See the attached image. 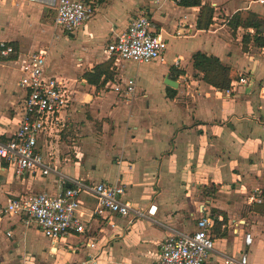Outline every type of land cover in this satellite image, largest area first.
Masks as SVG:
<instances>
[{"label": "crops", "instance_id": "obj_1", "mask_svg": "<svg viewBox=\"0 0 264 264\" xmlns=\"http://www.w3.org/2000/svg\"><path fill=\"white\" fill-rule=\"evenodd\" d=\"M16 1L1 3L9 5L10 10L18 6L15 11L20 17L34 19L33 24L46 33L48 19L43 13L47 6L32 3L28 11ZM90 1L95 9L89 18L73 33L60 30L65 43L70 39L76 42L78 52L73 51V56L78 53V57L71 60L74 72L65 74L57 69L58 74H51L47 56L57 54L49 42L45 49L43 40L32 34L25 36L22 29L11 26L8 18L0 25L4 31L0 41L15 43L20 58L33 51H46V73L62 79L71 95L69 108L60 112L63 121L71 120L76 111L81 120L90 112L102 123L95 135L86 134L89 120L81 126L84 131L79 132L77 153L96 157L94 164L82 169L88 177L83 180L121 182L126 187L125 201L141 209L154 205L156 210L131 223L112 215L102 219L93 214L95 197L82 193L78 214L85 232L66 235L56 244L49 241V251L64 254V264H155L166 236L174 231L196 230L202 216H211V211L218 209L226 221L220 232L213 231L215 226L212 229L214 249L205 264H222L224 257H238L242 252L247 253L248 264H264V48L250 42L244 50L241 40L247 30L240 26L231 29L227 23V18L240 10L264 16L253 10L255 3H261L203 0L214 12L212 23L201 29L197 26L201 6H180L177 0ZM141 13L152 19L154 30L167 40L165 58L149 62L158 64L160 72L147 75L150 83L145 85L139 84V71L129 74L135 62L115 61L105 53L106 45ZM219 13L224 18L217 21ZM197 51L217 56L230 66L237 73L231 81L236 84L230 82L229 90H219L204 82L202 73L192 66L191 57ZM101 63L109 64L113 80L96 88L82 75ZM10 71L18 72L17 64L0 60V139L8 138L17 128L24 94L18 79L15 86L8 80ZM166 76L177 86L165 84ZM240 77L245 83H238ZM128 79L134 80L132 93L123 89ZM57 130L46 131L38 141L46 162L63 176L82 179L77 174L69 175L70 169L62 171L69 155L54 156L51 138L56 137L53 133ZM81 140H88V144L81 146ZM1 180V205L12 195L54 194L62 188L54 172L34 170L17 176L7 167ZM20 223L24 224L18 216L0 214V264L34 263L32 251L17 240L10 243ZM245 233L253 237L249 245H245ZM92 240H97L95 247L87 245ZM60 243L64 244L61 249Z\"/></svg>", "mask_w": 264, "mask_h": 264}, {"label": "built area", "instance_id": "obj_2", "mask_svg": "<svg viewBox=\"0 0 264 264\" xmlns=\"http://www.w3.org/2000/svg\"><path fill=\"white\" fill-rule=\"evenodd\" d=\"M39 2L55 9V25L65 33H73L84 20L94 12L95 6L87 0H25ZM264 4V0H257ZM13 47L7 41H0V57L8 56ZM107 58L130 60L135 63H149L163 60L167 54V40L154 30L152 19L145 13L134 16L126 29L105 47ZM17 64L18 85L24 94L20 107L17 128L6 139H0V190L2 172L11 167L15 175L26 171H40L42 174H58L62 188L54 193L27 192L12 195L0 204V214L18 216L26 226L34 224L52 244L70 234H83L85 226L78 214L79 198L82 193L95 197L93 214L102 219L111 215L126 218L128 223L154 214L156 207L147 209L133 206L123 199L126 187L121 182H88L79 178L61 175L54 166L46 162L38 146L43 133L57 127L64 118L60 112L67 111L71 102L70 91L64 81L46 73V51H33L23 58L12 60ZM178 60H175L177 63ZM238 83H245L240 77ZM236 82H231L234 86ZM134 80L128 79L123 89L132 93ZM120 87H115L119 90ZM229 90V89H228ZM69 184L68 186H65ZM113 227L114 224L110 223ZM213 217L202 216L197 229L190 232H172L160 245L155 264H205L214 249L212 229ZM9 234V232L7 233ZM251 233H245V245L252 242ZM97 240L87 243L95 247ZM222 264H248L246 252L238 257H224Z\"/></svg>", "mask_w": 264, "mask_h": 264}, {"label": "rangeland", "instance_id": "obj_3", "mask_svg": "<svg viewBox=\"0 0 264 264\" xmlns=\"http://www.w3.org/2000/svg\"><path fill=\"white\" fill-rule=\"evenodd\" d=\"M3 0H0V25L4 22L6 18L10 19L11 26L12 27H18L19 29H22V32L25 34V36H29L30 34L34 35L35 37L39 38L40 40H43L42 42L45 44V49L48 48V42L50 44V48H53L54 53L57 54L55 56L54 54H48V67L50 68L51 74H58L57 69H59L61 72H64L65 74H68V72H74L76 69L73 65L72 59H76L77 56H73V51L76 53L77 51V45L76 42L71 43V39L69 43L64 42L65 34L61 32L62 30L54 26L51 21L53 18H55V9L54 7L47 6V11L43 14L47 17V23L48 25L45 26L46 33L41 32V28L37 24H33L35 21L34 19H27L25 15L20 17V15L16 12L17 7L15 6L14 10H10L11 7L9 5L2 4ZM17 3H20L23 5V8L25 10L30 11L31 4L27 3L25 0H17ZM38 3V2H33ZM40 4V3H39ZM37 5V4H34ZM38 6V5H37ZM16 10V11H15ZM253 10L263 13L264 14V4H254ZM31 13V12H29ZM10 16V18H9ZM42 18V17H41ZM221 18H224L222 14L217 15V21ZM54 21V20H53ZM36 23V22H35ZM61 30V31H60ZM6 31V29H5ZM3 30L0 28V37L3 36ZM77 41V40H75ZM52 43V45H51ZM169 44H171V41H169ZM44 46V45H43ZM52 50V49H51ZM140 68L138 67L137 63H133L130 68L132 69L129 71V74H133L136 71H139L140 73V83L141 85H145L150 83V78L147 76L152 73H158L159 68L158 64H150V63H144L140 64ZM14 66V65H13ZM139 68V69H138ZM160 72V71H159ZM19 73L10 71L7 75L8 80L10 83L15 86V83H17ZM106 110V109H104ZM89 113V114H88ZM87 114L86 119L90 121V123L87 124V127L89 126V132L86 134L95 135L97 134L98 130L101 128V122L97 119H93V117L90 115V112H86ZM70 117V115H69ZM85 119V120H86ZM85 120H81L80 117H78L77 112L72 115L71 120L69 121H63L60 122L53 134L56 135L51 138V146L52 150L55 152L54 156H59L60 158H63L64 156L70 157L69 162L66 163V165L62 168V171L67 173L68 169L71 170V173L69 175L77 174L82 179H86L88 177H85V174L82 169L88 168L91 164H94L93 159H96V157L93 156V154L86 153L80 154L77 153L78 149L80 148L79 145V139L81 138L79 135V132L81 133L84 131L81 126L86 125ZM87 122V121H86ZM85 134V135H86ZM44 141H40V143H43ZM88 144V140H81V146H85L84 144ZM96 145L98 143H95ZM99 145V144H98ZM105 144L101 143V148L104 150ZM97 147V146H96ZM87 148V147H86ZM80 150V149H79ZM82 159L83 162H80ZM81 167V170H80ZM72 174V175H73ZM90 181L91 177L88 179ZM10 243H12V240H17L20 242L21 246H24L26 249L32 251L34 254L33 258V264H64L66 263V258L64 257V254L62 253H51L48 249L49 247V240L43 236L40 229H38L34 224H31L30 226H26L22 223L18 224L16 227V230L13 233V239H9ZM65 240V239H64ZM67 242V241H65ZM63 243L59 244V249L63 248ZM66 246V245H65ZM68 250V249H67ZM65 252V251H64ZM65 255L67 253L65 252Z\"/></svg>", "mask_w": 264, "mask_h": 264}, {"label": "trees", "instance_id": "obj_4", "mask_svg": "<svg viewBox=\"0 0 264 264\" xmlns=\"http://www.w3.org/2000/svg\"><path fill=\"white\" fill-rule=\"evenodd\" d=\"M90 1V0H87ZM104 0H95L101 3ZM203 0H177L178 5L185 7L201 6L197 19V26L206 29L212 23L214 9L208 3H202ZM228 26L231 29L243 27L247 30L242 36V48L247 49V45L253 42L255 46L264 48V16L251 12L240 10L227 18ZM252 29L253 33L249 32ZM13 47V52L8 56L0 57V60H14L18 56L17 46L13 42H8ZM192 66L195 70L202 73V80L219 90H227L230 87L232 79L237 77V73L228 65L223 64L217 56L208 55L201 51L192 54ZM114 72L110 69L109 64H97L92 70L83 73L82 77L87 83L101 88L109 80H113ZM262 200L264 202V191L262 192ZM224 214L218 209L211 211L214 219V232H220V227L225 223V214L220 219V215Z\"/></svg>", "mask_w": 264, "mask_h": 264}, {"label": "water", "instance_id": "obj_5", "mask_svg": "<svg viewBox=\"0 0 264 264\" xmlns=\"http://www.w3.org/2000/svg\"><path fill=\"white\" fill-rule=\"evenodd\" d=\"M164 83L169 85V86H171V87H176L177 86L176 81L168 78V76L165 77Z\"/></svg>", "mask_w": 264, "mask_h": 264}]
</instances>
